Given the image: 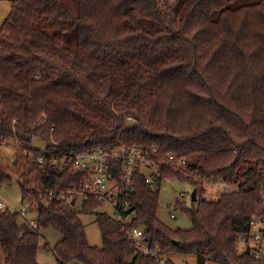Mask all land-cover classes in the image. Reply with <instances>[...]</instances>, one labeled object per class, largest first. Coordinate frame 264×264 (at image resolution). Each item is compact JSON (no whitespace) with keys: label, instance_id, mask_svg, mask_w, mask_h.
Masks as SVG:
<instances>
[{"label":"trees","instance_id":"trees-1","mask_svg":"<svg viewBox=\"0 0 264 264\" xmlns=\"http://www.w3.org/2000/svg\"><path fill=\"white\" fill-rule=\"evenodd\" d=\"M236 2L77 0L73 14L65 0L13 1L0 26V144L22 143L13 145L17 180L39 208L33 230L20 213L0 211V264H40V231L49 227L63 234L49 249L61 264H176L164 257L174 252L196 253L197 264H264L237 248L251 218L264 215V0ZM35 138L68 153L122 144L150 153L158 171L141 165L127 197L158 256L140 253L107 211L95 212L103 247L93 246L81 214L103 204L76 209L50 195L81 176L26 157L27 148L40 153ZM168 177L197 189L192 206L180 201L190 229L158 216ZM208 179L238 189L208 199ZM12 182L0 160V187Z\"/></svg>","mask_w":264,"mask_h":264},{"label":"built area","instance_id":"built-area-1","mask_svg":"<svg viewBox=\"0 0 264 264\" xmlns=\"http://www.w3.org/2000/svg\"><path fill=\"white\" fill-rule=\"evenodd\" d=\"M7 143V142H6ZM6 143L0 144V149ZM14 145L22 146V143L13 141ZM35 148V147H33ZM35 151L27 148L24 155L35 160L40 166L53 165L58 170L68 169L81 176L78 184L70 186L67 190H49L50 195L68 203L74 208H82L85 202L98 201L103 205H109L111 215L121 220L127 227L131 241L136 249L146 256H158L160 244L152 243L146 234L145 225L133 224L137 217V210L128 201V195L135 191V174L141 165H158L151 159V154L140 147L122 144L114 148L99 146L86 149L79 153H68L57 147H45ZM158 148L155 147L154 151ZM174 165L184 167L185 159L171 156ZM120 162L122 163L120 172ZM154 176L149 175V180ZM39 189V188H38ZM32 202L24 200L21 209L13 210L8 202L1 198L0 211L11 210L20 213L21 217H27L32 213ZM29 225L37 228V219L29 218ZM250 236L243 234L238 236L249 247V253L257 259L264 257V215L254 216L250 220ZM157 264H163L158 262Z\"/></svg>","mask_w":264,"mask_h":264},{"label":"rangeland","instance_id":"rangeland-1","mask_svg":"<svg viewBox=\"0 0 264 264\" xmlns=\"http://www.w3.org/2000/svg\"><path fill=\"white\" fill-rule=\"evenodd\" d=\"M259 0H237V5H241L244 3H251ZM65 3L68 9L73 13L77 14L78 3L77 0H65ZM14 3L11 0H0V26L3 23L6 16L9 14L13 7ZM65 27V26H64ZM52 29V28H51ZM51 31V30H50ZM71 33L70 27H65L66 36H69ZM68 39V38H67ZM68 46L72 45L68 41L65 42ZM75 46V45H74ZM13 140L7 141L5 145L0 149V160L10 166L11 174L13 175L12 184L3 185L0 187L1 198L5 199L8 202V205L13 210L21 209L24 205V196L20 184L17 180L18 173L16 161V151L14 150ZM47 143L41 138H35L33 141V146H36L40 149H44ZM144 168H148V164L144 165ZM143 168V169H144ZM153 171H148V173H155L158 171V165H151ZM31 176V175H30ZM29 176V179H30ZM168 180H165L161 186L160 193V202L158 209V216L162 220L164 224L167 226L177 229H190L193 226L192 219L190 215L183 209V204L180 201H184L187 206H192L194 200L192 199V193L196 189L190 182L179 181L175 178L168 177ZM172 178V179H171ZM33 181V180H32ZM36 181H34L35 183ZM37 185V184H36ZM205 189V197L208 199H217L223 192L226 191H234L238 189V184L229 185L223 181L217 180H206L201 188ZM34 189H38V187H33ZM30 202H32V213H30L27 217H20V224L24 230H33L36 228H32L28 219L38 217V203L35 201L36 198L30 196L28 197ZM197 198H199V194L197 193ZM36 202V203H35ZM96 211H107L111 212V208L109 205H103L95 211L85 212L81 214V218L86 225V230L88 234V238L90 243L93 246L103 247V239L101 234V229L99 224L96 221ZM40 247L38 251V262L40 264H61L59 259L52 253H50L49 249L53 248L62 238L63 234L53 228L49 227L47 229H42L40 231ZM239 239V238H238ZM237 248L239 252L247 251V247L245 248V244L238 240ZM249 253V252H248ZM251 254V253H250ZM252 255V254H251ZM165 258H170L176 262V264H197V254L192 253H184V252H174L169 253L164 256ZM69 264H83L78 261H72ZM207 264H221L217 261L210 260Z\"/></svg>","mask_w":264,"mask_h":264},{"label":"water","instance_id":"water-1","mask_svg":"<svg viewBox=\"0 0 264 264\" xmlns=\"http://www.w3.org/2000/svg\"><path fill=\"white\" fill-rule=\"evenodd\" d=\"M11 1H14V0H11ZM16 162V161H15ZM192 199L194 201H196L198 198H197V189H195L192 193ZM247 252H249V247L247 248Z\"/></svg>","mask_w":264,"mask_h":264}]
</instances>
